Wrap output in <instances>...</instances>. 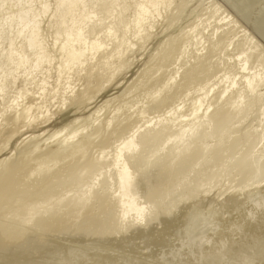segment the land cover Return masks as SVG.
Returning <instances> with one entry per match:
<instances>
[{
	"label": "rangeland",
	"instance_id": "rangeland-1",
	"mask_svg": "<svg viewBox=\"0 0 264 264\" xmlns=\"http://www.w3.org/2000/svg\"><path fill=\"white\" fill-rule=\"evenodd\" d=\"M130 2L131 0H126V2H123L122 6L125 4H128L129 6ZM171 5L172 6L167 11H165L167 13H163L162 17L158 18L151 31L149 39L145 43L140 44V46L139 44L138 46L135 45L132 53H129V55L125 57L127 61H125L124 64L127 63V65L124 66L126 68L123 67L121 69V73L116 76V79L112 80L110 83L104 82L103 79H106L108 72H110L109 69V71L106 70L108 71L106 74H104L105 71H103V77L101 78L103 82L100 81L101 79L99 81L96 80V76L93 74H91L93 78L91 75H89L90 78H88V76L84 77L83 75L82 77L88 78L90 81L86 82L84 79H82L80 80V83H75L78 86L76 85L74 89L76 92H79L80 90L83 92L85 97L81 96V102H78L76 105L70 104L68 105L69 108L63 107L61 111L58 110L57 104L47 109L49 111L51 110L49 114L54 113L52 119L47 124H45V129H47V132L60 128L61 125H65L66 121L71 120L75 116L74 113L78 115L76 117H81V120H79L81 123L78 121L76 125L79 127L81 126L80 128H84L83 132H86L85 130H87L88 126H90V122L83 121V117L88 114L87 112H89V109L93 110L98 106H102L104 108L106 103V108L101 112L102 115L99 119L100 122L106 121L108 117L113 116L117 110L118 117L113 120H117V125H115V122H112L114 125L112 124L113 126L111 125L109 127L110 129L107 128L106 133L108 130V133H110V135L107 136L108 139H102L104 142L101 139L100 141L96 139L94 142L95 144L87 147L85 151L86 153L84 152V155L76 160L80 166H78L76 161H72L74 165L79 167L77 173L80 174H78L79 177L77 180L72 177L71 174L69 175V172H60L58 178H56V175L54 176V174H52V176L50 175V177L48 176L46 178L47 182L48 180L49 182H53L52 189L47 190L46 194L43 193L44 196L42 195L39 198L33 200V202L36 201L35 205L38 204L37 206H39V204L44 205L46 203H51L52 205L53 202H50V200L55 201L58 198L57 196H63L66 194L68 195L67 192H69L70 195H74L75 193L79 192L78 194H75L79 195L82 191L80 189L84 190L87 187L85 186V188H83L84 185L88 184V186H91V183L93 182V184H97L98 186H94L92 184L93 187L91 186L88 188H92L90 189L91 194H89V196H92L93 191L94 198L90 197L92 202L90 199L89 201L93 205H90L88 202L89 206L86 208V214H90L89 217L98 218L99 220L102 219L101 221H108L107 225H88L91 228L88 227V233L90 234L87 235L79 233L76 231V229H74L76 223H74V220L76 221V219L83 216L81 215L83 212H81L80 217L77 218V209L74 204L60 206L52 215L49 216L48 214L44 215L45 213H43L42 209H40L42 214L40 213L41 215L38 216L39 220L43 219V222L46 220L45 223L49 221L51 224V229L44 228L43 230L37 227H34L36 228L34 229L32 226V228H30V226H25L28 227V229L25 227V229L21 228V232H23V230H27L29 234L24 232L23 236L20 235L19 237H24L22 238V243L18 247L13 248L11 252L0 253V264H264V152H261L262 144L259 143V135L255 133V128H258V124L260 125V122L264 117H261V115L264 113V82L260 83V86L257 85V89L254 88L253 92L255 94H245L244 90L241 88L242 86L240 85L239 88L242 90L237 94L235 91L232 92L233 95L229 94L230 98L228 97L227 99H224L226 101H223V99H220L218 96L225 87L224 83L222 82L223 80L221 79L223 74L227 72L226 74H229L230 76H236L235 79L241 75L240 73L237 74L236 72L238 70L237 66L239 63L237 61L235 63V59L237 58L236 54H238V52L244 47L245 50H250L248 49V45L244 42H250V47L252 46V49L247 52L250 54L246 53L247 59H250L247 63L249 65L248 67L252 72H264V61L262 59L264 56V0H174ZM212 9L217 10L213 16H211L210 12ZM127 15L129 14L127 13ZM98 16L102 17V14H99ZM225 16H227L229 19L228 21H231L232 23V25L230 24L229 26V28H233L232 32L230 29L228 30V33L226 32L225 36L221 38L219 36H214L213 40H208V37H211V29L217 23L218 18L220 19L221 17ZM106 21H108V19H106ZM197 23L199 25L201 24V27H203V25L208 26L205 28V30H203L204 34L201 39V44L198 45L199 49L196 50L197 52L188 51L183 55V57H181L184 43H186V40H189V34H187V32L191 33L192 27H194ZM50 31L51 30L49 29V34ZM243 35H245L248 42L245 40L243 41L241 38ZM210 37L209 39H212V37ZM48 38L49 39L46 40V44H50L49 41H51L52 38L51 34ZM170 41H175L173 42L174 48L171 50L172 52L170 51L171 54L168 56V59H165L163 54L165 56L167 51H169V43H171ZM111 67L113 68V65ZM189 69L190 71H194V74L187 78L185 77V74L183 76V72L185 73ZM234 69L236 71H234ZM174 76H176V78ZM50 79L51 80L49 83L52 82V78ZM170 79H175V83L177 84L174 83L175 86L171 84V86L166 87L164 83L168 82ZM218 79L221 80V82ZM217 81L223 83V85L219 83L217 85ZM18 82L19 81H17V83ZM100 83H104V85L101 86ZM208 83L209 85H206ZM213 83L215 87L213 86ZM203 85L208 86H205L206 88H209V86L212 87V92L210 94L211 96L209 95L207 98L208 100L204 101L202 108H205V106L208 104L207 106L212 109H215L220 105L223 110H232L229 124L226 125L227 127L224 126V129L221 127V129L218 128L219 130H214L216 127H213L211 124L209 127L208 121L205 118L203 119L201 116L198 117L199 121H201H198L200 123L198 125H201L199 128H197L193 122H190L191 124L189 123V125L187 123H176L175 125H177V127H173L174 129H165L160 135H158V138L155 137L154 139L149 140V143L147 144L148 146L144 148V150L147 148V151L143 150L140 153L142 158V161L139 163L140 165H137V168L132 167V171H134L135 174L137 173L136 176L138 173L140 175L143 173L141 176H144V178L139 177V175L137 176V178L139 177L137 181L141 179V183H146V181L150 178L154 179L158 177V180L160 178L159 186L157 185L153 191V194L150 195L148 199L145 195L147 189L144 188V185L142 187V185H140L141 183L138 184L140 189L137 185V189L139 190V192H137V194L139 193L137 198H140L139 201L141 203L147 205V207L153 210V215H151L152 218L154 215H156V213H163L165 214L163 215L164 219L158 220L156 218L152 222L150 221L148 225H145L143 228H141L142 230H135L134 232V226H132V224L129 225L130 223L128 222H124L122 224L120 222L118 218L120 217V211L118 209H114L115 212H112V215H110L111 217H109L107 213L103 214L102 207L105 205L107 206V204L109 205L110 200H114L105 193L106 187H108L112 181L110 174L107 171V163H105L106 165L104 163L100 165L102 170L100 168L99 170L101 171L98 170V174H96L97 172H94L96 175L94 173L93 175L92 173L88 174L87 172L81 171L83 165L89 160L100 157V152H103L104 150L105 152L109 151L107 153H110V150L113 149V147L116 145V142L124 137L125 134H127L126 131L134 127L136 128L137 125H142V121L146 120V118L150 119L151 117L162 116V114L168 110L171 105H174V103L176 105H181L182 108H180V111L182 114H184V116L189 114V111L192 107L190 102H192L196 96L195 93L193 94V91L194 89L199 88V86H201V89L204 88ZM162 87H164V89H162ZM99 88H101V90ZM88 89H90L91 93ZM158 89L163 90L161 91V94L162 96H165L164 98L166 101L160 105L161 107L158 106L154 109L151 107V105H153L152 98L155 95V92L159 91ZM85 90L87 92H85ZM93 94L95 95L93 96ZM242 95L244 97H242ZM90 97L93 100L91 99L89 101ZM240 97L241 99H239ZM83 99H85L87 102L85 100L83 101ZM218 100L220 102H218ZM240 100L242 103L245 102L242 104V111L237 114H233V110L235 109L233 106H236ZM90 102L91 106L88 104ZM223 106L228 108L225 109ZM212 109H209L208 111L211 112ZM141 110L144 111L145 114H142ZM138 111H140V113ZM120 117L122 120H120ZM120 121L122 122V126ZM118 122L120 123L118 124ZM178 124L181 125V127L178 126ZM192 125L194 126L192 127ZM190 127L191 130L194 129V127L198 129V133L192 138L188 136L190 133L188 132V129H186ZM90 128L91 126L88 128V130H90ZM67 129H69V127ZM184 129H186L187 132H185ZM141 130H143V128H141ZM172 130L174 131L172 132ZM182 130L184 132H182ZM199 131L202 133L200 134ZM47 132L44 133L42 137H44ZM22 133V136L21 134H18L9 142L6 147L7 149L3 151L4 154H14L16 146H19L22 141L26 142V138L27 141L30 139L29 135L31 134L25 133V131ZM182 133L184 135L187 133V137L182 135ZM198 134L200 135L198 136ZM175 136L176 138L178 137L177 141H179V137L182 138L180 139L181 141L175 142ZM46 137H44V140ZM41 141V145L43 144L41 149L44 150L47 144L44 143L43 140ZM219 141H221L222 146L221 149L217 151V153H219L216 154V152L212 150L213 147L220 144ZM163 142L165 144L167 143L168 145H165ZM247 143L249 146L251 145V148L247 145ZM191 147L192 150L194 149L193 151L191 149V151H189L188 148ZM208 147L211 149H208ZM174 149H176L177 152L176 150L174 151ZM186 150L188 153L191 152L189 154L196 152V157L193 162L189 156H186L183 162H178V164L180 163L179 165L176 163L179 161L177 160L179 158H175V162L171 161V153L173 155V152H179L180 156L182 154L185 156L183 152ZM209 152H215V156H212L214 153L211 154ZM260 152L262 155H260ZM210 154L212 157L208 156ZM242 155L243 158L245 157L246 160H248L247 163H250L247 165V167H245L244 171L242 170L241 173L239 168L236 167V161L243 159L241 158ZM63 157L61 158L62 160L59 159V162L56 163L57 167L56 165L54 167L52 166L54 170H56V168H60L63 162L66 164V162L70 160L69 158L63 160ZM37 158L42 160L41 156L33 158L32 161H30V163L27 164L25 168L16 175V180L14 179L15 185L13 186V188L16 187V191L18 189V191L14 193L16 197L15 195L10 196L7 199L8 204L4 203L1 205L3 202H0V225H2L3 229L7 225L5 231L2 230L1 227L0 231L6 232V234L9 232L8 236H12L13 233L14 235H19L15 233H17L16 228H20L17 227L19 224L18 222H20L18 221V216H20L19 213L23 208L24 202L21 201L18 193L22 195L23 193H27V191L35 192V189L39 190V188L42 187L39 184H43L44 182H35V185L32 180H29V173H31L30 171L35 168L34 166L36 163H39L36 162L38 160ZM158 162L160 164L163 163L164 165L162 166L163 171L161 170L163 174L160 170L158 171L156 169V165L159 164ZM169 165H173V167L170 168ZM164 167L165 169L168 168L167 170L170 169L173 171V180L170 179L173 183L171 181V183L166 182L172 174L171 171L168 173ZM252 167H255V169H252ZM173 168L178 171L176 172ZM179 168H181V170H179ZM102 174L105 175L103 176ZM25 177L26 179L24 181L23 179ZM96 179L99 180L95 182ZM89 181L92 182L90 183ZM16 183L18 184L16 185ZM150 184L151 183L147 184V186ZM198 187L199 189H197ZM241 188L242 191H239ZM102 192L105 194H102ZM235 192L238 194H236L237 196H231L232 199L227 195L229 193ZM96 206L97 208H95ZM114 213L115 216L113 219ZM50 217L54 218L52 219ZM80 219L78 220L80 221ZM61 220L65 223L61 222ZM1 221L4 224H1ZM56 222L60 224H57ZM66 222L73 223L67 224ZM53 223H56L57 226ZM20 225L23 227L24 224ZM60 225L61 227L65 226L67 230H64L63 227L61 228ZM119 226L126 227L120 228ZM127 226H131L130 229H128ZM7 229L11 230L12 232H7ZM122 230L127 231L123 234ZM30 237H32V239ZM33 240L35 242L37 241L40 247L39 251L28 250L30 244H35ZM19 248L20 251L22 249L24 251L23 255L17 257L18 253H20ZM6 256L8 258L2 259Z\"/></svg>",
	"mask_w": 264,
	"mask_h": 264
},
{
	"label": "bare ground",
	"instance_id": "bare-ground-1",
	"mask_svg": "<svg viewBox=\"0 0 264 264\" xmlns=\"http://www.w3.org/2000/svg\"><path fill=\"white\" fill-rule=\"evenodd\" d=\"M127 1H130V0H127ZM123 2H126V0L125 1H123V0H0V202H3L2 204L1 203L0 204L3 205L4 203H7V199L10 196L15 195L14 193H16L18 191V189H17V191L15 190L16 187L13 188V186L15 185L14 179L16 180V178H15L16 175L20 171H22L25 168V166L27 164H29L30 161H32L33 158H36L38 156L39 157L41 156L42 160H40V158L39 159L37 158L38 160L36 162H39V163L38 164L36 163V165L34 166L35 168L32 171H30L31 172V173H29L30 179L29 178L28 179L32 180L34 183L35 182L42 183L44 181L43 184L38 183L42 187L39 188V190L35 189V192L34 191L33 192L27 191V193L24 194L22 191H20L24 195L23 194L20 195L18 193L19 198H21V201L24 202L23 208H22L21 212L19 213L20 216H18L19 217L18 221H20V222H18L19 223L18 225L16 224L17 221L15 223L17 225V227H20V228H16L17 233H15V234H19V235H14V233H13L12 236H10V235L8 236V234H9L8 231H11V230H8L9 229L8 227H7L8 228L7 234H6V232L0 231V253H9V252H11V250L13 248L18 247L22 243V241H23L22 238H24V237L21 238L19 236L20 235L23 236L24 232L28 233L27 230L26 231L23 230V232H21L22 229H25V228L28 229V227H25V226H30V228L37 227V228L43 229V230H44V228H46V229L50 228L51 229V224L49 221L47 223H45L46 220H44V222L42 221L43 220L42 218H40L42 220H39L38 216H40L42 214L40 209H42V212L45 213L44 215L48 214V216H49V215H52L55 212V210L60 206H65V205L68 206L69 204L70 205L74 204V206L77 209L76 214L79 215V216L77 215V218L80 217L81 212H83L81 214L83 216L80 217L81 219L78 218V219H80V221L75 218L76 221L74 220V223L75 222L76 223H75L74 229H76V231L79 233H83V234H87V235L90 234V233H88V227H90L88 225H96V226L107 225L108 221L107 222L104 220L101 221L102 219L99 220L98 218L89 217L90 214H88V213L86 214V212H87L86 208L89 206L88 202L90 203V201H91L90 197L94 198L93 191H92V196L91 195L89 196V194H91L90 189H92V188H90V189H88V188L91 186L93 187V185L94 186L97 185V184L96 185L93 184L92 181H91L92 183L89 181L91 183V186H88V184H86L83 187V188H85V186H87L84 190L80 189V190H82L80 192L81 194L75 195V194H78L79 193L78 192V193H75L74 195H70L69 192H67L68 193V195L66 194L67 196L61 195V196H57L58 198L56 200L54 199L55 201L50 200V202H53L52 205H51V203H49V204L46 203L44 205L39 204V206L41 205L39 207V206H37L38 205L37 203H36L37 205H35L36 201L33 202V200L42 196L43 193L46 194L47 190L52 189V183L53 182H49V180L47 182V179H46L48 176L49 177H50V175L52 176V174H54V176L56 175V178H58V175L60 172H66V173L69 172V175L71 174V176L77 180V178L79 177L78 174H80V173H77L79 167L74 165L72 161H76L79 158H81L84 155L86 148L90 147L92 144H95L94 142L96 139H98L100 141V139L104 140L105 138H107V136L110 135V133H108L109 130L107 133H106V131H107V128L110 129L109 127L112 124L114 125V123H112V122H115V125H117L116 124L117 120L113 121L116 119V117H118L117 110H116V113H114L113 116L108 117V119L106 121H104V122L99 121L100 116L102 115L101 112L106 108L105 107L106 103H105L104 108L100 105L101 107L98 106L97 108H94L93 110L89 109V112H87L88 114L83 117V121L90 122V126H91L90 130H88V128L90 127V126H88L87 130H85L86 132H83L84 128H80L81 126L79 127L76 125V123L79 120H81V117H76L78 115L76 113H74L75 116L71 120L66 121L65 125H61L60 128H57V129H54L53 131L51 130V131L47 132V129H45V124H47L52 119V116H54V113L49 114V112L51 110L49 111L47 109L51 108L55 104H57L58 110L61 111L63 109V107H68V105H70V104L76 105L78 102H81V98H82L81 96H84V94H83V92H81V90L79 88H78L80 90L79 92L78 91L76 92L74 90L76 85H77L75 83L76 82L80 83V80H82V79H84L86 82H89L90 79H88V78H90L89 75H91V74L96 76V80L99 81L103 77V71H105L104 74H106L110 70V72H108V74H107L106 79H103L104 82L110 83L112 80L116 79L117 78L116 76H118L121 73V69L123 67H125L124 65H127V63L124 64V62L127 61L125 57H127V55H129V53L130 54L132 53L135 45L138 46V44H139V46H140V44L145 43L149 39V37L151 35V31H152L153 27L155 26V23L157 22L158 18L162 17L163 13H167L165 11H167L172 6L171 4L174 2V0H131V2H130L131 5L129 4V6H128V4H125V3H124L125 5L122 6ZM128 11H130V12H128ZM216 11L217 10L212 9L210 11L211 16L215 15ZM127 13L129 15H127ZM99 14H102V17L101 16L99 17L98 16ZM106 19H108V21H106ZM228 20L229 19L227 16L221 17L220 19L218 18L217 23L211 29L212 30V32H211L212 39H209V37H210L209 36L208 40H213L214 36L215 37L219 36L221 38V37L225 36L226 32L228 33V30H230V29L232 32L233 28H229L230 24L232 25V23H231V21H228ZM206 27H208V26L203 25V27H201V24L199 25L197 23L194 27H192L191 33L187 32V34H189V40L188 41L186 40V43H184V46L182 48L183 51H182L181 57H183V55L185 53H187L188 51L189 52L190 51L195 52L196 50L199 49L198 45L201 44V39H202L203 34H204L203 30H205ZM49 29L51 30L50 34H51L52 38H51V41H49L50 44H46V40L49 39L48 37L50 35ZM128 32H130V33H128ZM189 32H190V29H189ZM47 34H49V35H47ZM241 38L243 39V41L244 40L247 41V38L245 37V35H243ZM241 38H240V40H241ZM173 42H175V41H173ZM173 42L169 43V51H167L165 56L163 54V57H165V59L166 58L168 59V56L172 52L171 50L174 48ZM244 43L248 45V49H250V50L252 49V46L250 47V42L249 43L244 42ZM46 45H48V46H46ZM247 45H245V46H247ZM254 47H255V45H254ZM200 48H202V47H200ZM244 48L242 50H240L238 52V54H236L237 58L235 59V63L237 61L239 64H238V66L236 65L238 67V70L236 71L234 69V71H236L237 74L240 73L241 75H239V77L240 76L241 77L240 78L237 77L235 79L236 76H233V75L230 76L229 74H226L227 72L221 76L222 77L221 79L223 80L222 82L224 83L225 87L223 86L224 90H222V92H220L218 96L220 97V99H223V101H226L224 99H227L230 96L229 94H232V92L235 91L237 94L242 89L244 90L245 94L246 93H248V94L252 93L253 94L254 88L257 89L258 88L257 85L264 82V72L263 73L252 72L251 69L248 67L249 65L247 63H248V60H250V59H247L246 53L250 50H245ZM253 49H255V48H253ZM247 54H250V53H247ZM238 59H239V61H238ZM262 59L264 61V56L262 57ZM112 65H113V68L111 67ZM106 70H108V71H106ZM92 72H95V73H92ZM184 74H185V77L189 78L190 76H192L194 74V71H190V69H189L185 73L183 72V76H184ZM83 75H84V77L88 76V78L82 77ZM176 75H177V73H176ZM174 77L176 78V76H174ZM50 78H52V82L49 83V81L51 80ZM92 78H93V76H92ZM183 79H185V78H183ZM17 81H19V82L17 83ZM100 81H102V79ZM219 81L221 82V80H219ZM220 82L217 81L216 82L217 85H218V83L223 85V83H220ZM166 83H164L166 85V87L171 86V84H173V86H175L174 85L175 79H170ZM214 83H213V86H214ZM175 84H177V83H175ZM98 85H99V83H98ZM103 85H104V83L101 84V86H103ZM206 85H209V83ZM240 85L242 86L241 87L242 89L239 88ZM205 86L202 89L200 88L201 86H199V88H197V89H194L193 94L195 93L196 96L192 100V102H190L192 104V107H191V109L189 108L190 111L188 109V111L190 112L189 114L184 116V114H182V112L180 111L181 110L180 108H182L181 105H176L174 103V105H171L168 108V110H166L162 114V116L151 117L150 119L146 118V120L142 121L143 124L139 125L140 127L137 125L138 128H137V126H136V128L130 127L131 129L126 131L127 134H125L124 137H122L120 140H118L116 142V145L114 144L115 146L113 147V149L110 150V153H107L109 151L105 152V150H104L103 152H100V157H97V158L89 160V161L86 160L87 162L85 164L83 163L84 165L82 164L83 167H82L81 171L87 172L88 174L89 173L93 174L94 172H97L101 168V166H100L101 164L107 163V168H108L107 171L109 172L112 181L108 185V187H106V190L105 189L104 190H105L106 195L111 197V199L113 198L114 200L113 201L110 200L109 205L107 204V206L105 205L104 207H102L103 214L107 213L108 216L111 217L110 215H112V212L114 211V209H118L120 211L119 212L120 217H118L120 222L122 224L124 222L130 223L129 225L132 224V226L135 227V228L133 227L134 232H135V230H137V231L142 230L141 228H143L145 225H148L150 223V221L152 222L156 218L158 220L164 219L163 215H165V214H163V213H156V215H154V217L152 218L151 215H153L152 214L153 210H151L149 207H147V205L141 203L139 201L140 198L139 199L137 198L138 194H139V193L137 194V192H139L137 187L139 186L138 184H140L142 181L141 179L139 181H137V180L139 177H142L141 175L143 173L141 175L138 173L139 177L137 178L138 175L136 176L137 173L135 174V172L132 171V167L137 168V165L138 166L140 165L139 163L142 161L140 153H141V151L144 150V148L146 146H148L147 144L149 143V140H152L155 137L158 138V135H160L161 132L164 131L165 129H167V130L168 129L169 130L174 129L173 127H175V126L177 127V125H175L176 123H180V124L181 123H184V124L187 123L189 125L190 122L191 123L193 122L195 124V126L197 128H199V126L201 127V125H198V124H200L199 122H201V121H199L198 117L201 116L203 119L205 118L208 121L209 127H210V124L213 125V127L214 126L216 127L214 130H216L218 128L221 129V127L223 128L224 126L229 124L230 117L232 114V112H231L232 110L230 111L227 109L228 107L227 108L224 107L226 103L224 104L223 107L227 110H223L220 105L218 107H216L215 109H212L209 106H207L208 104L206 106L204 105L205 108H202L204 101L208 100L207 98L209 97V95L212 92L211 91L212 87L209 86V88H206L208 86H206V87ZM83 89H85V88H83ZM99 89L101 90V88H99ZM162 89H164V87H162ZM88 90L90 91V89H88ZM94 90H95V88H94ZM161 91H163V90L160 89L158 92H155V95L153 94L154 95L152 98V102H153L152 104L153 105H151V107L154 109L166 101V99L164 98L165 96H162ZM85 92H87V91L85 90ZM90 93H91V91H90ZM90 93H89V95H90ZM94 95L95 94H93V96ZM242 97H244V96L242 95ZM250 97H251V95H250ZM91 99L92 98L90 97L89 101ZM239 99H241V97ZM84 100L85 99H83V101ZM219 100H218V102H220ZM236 100H237V98H236ZM218 102H216V103H218ZM233 103H235V102H233ZM244 103L245 102L242 103V101L240 100V102L237 103V105L235 104L236 106H233V107H235V109L233 108L234 109L233 114H237L240 111H242V106H243L242 104H244ZM88 104H89V106H91V102ZM230 105H231V103H230ZM71 106H73V105H71ZM209 109H212V111L209 112L208 111ZM138 112L140 113V111H138ZM261 112H262V110H261ZM263 112H264V110H263ZM141 113L145 114V112L142 110H141ZM107 114H106V116H107ZM262 116H264V113H263V115H261V117ZM203 119H202V121H203ZM120 120H122L121 117H120ZM135 121H138V120H135ZM120 122H118V124ZM79 123H81V122L79 121ZM184 124H182V125H184ZM121 126H122V122H121ZM178 126L181 127V125H179V124H178ZM193 126L194 125H192V127ZM68 127H69V129H67ZM141 128H143V130H141ZM197 128L194 127V129H192V130H191V127L186 128V129H188V132L190 133V135H188V136H190V138L194 137L198 133ZM178 129H179V127H178ZM186 129H184L185 132H187ZM255 130H256L255 133H257L259 135L258 136L256 134L258 136L259 143L262 144V148H261L262 151L261 152H264V117H263V120L260 122V125L258 124V128H255ZM23 131H25V133L31 134V135H29L30 139L27 141V138H26V142H23V141H22V143L20 142L21 143L19 145L20 147L19 146L15 147V153L14 154H12V155H10L9 153H8L9 155L4 154L3 151H5L7 149L6 147L9 144V142L18 134H21V136H22ZM173 131L174 130H172V132ZM184 131L182 130V132H184ZM46 132H47V134L44 137H46V136L47 137L44 140V137H42V136ZM199 133H200V131H199ZM186 134L187 133H185V135H184L182 133V135L187 137ZM200 134H198V136ZM208 136H210V135H208ZM19 137H20V135H19ZM180 137H181V134H180ZM180 137L178 139L179 141H181L180 139H182ZM175 138H176V136H175ZM177 138H176V140H174L175 142L177 141ZM211 138H213V137H211ZM255 138H256V136H255ZM195 139H196V137H195ZM205 139H208V138H205ZM41 140H43L44 143L47 144V145L45 144L46 146H45L44 150L41 149L42 145H43V144L41 145V142H42ZM179 141H177V142H179ZM200 142H201V140H200ZM150 143H151V141H150ZM219 143L220 144L216 143L218 145L213 147V150H212V151H215L216 154L219 153V152L217 153V151H219L221 149V146H222L221 141H219ZM184 144H186V143H184ZM96 145H97V143H96ZM165 145H168V144L166 143ZM247 145H248V143H247ZM252 145H253V143H252ZM18 147H19V149H18ZM170 148H172V147H170ZM209 148L210 147H208V149ZM156 149H157V147H156ZM188 149H189V151H191L192 147L188 148ZM247 149H249V148H247ZM175 150L176 149H174V151ZM187 150L184 152L182 151L185 156H183V154L180 156L179 152L176 153L177 150H176V152H173V155L170 151V153H171L170 156H172L171 161L175 162L174 159L179 158V159H177L179 161L176 160L177 161L176 163L178 164V162H180V163L183 162L185 160L186 156L187 157L189 156V158L192 159L191 161L193 162V160L196 157V152L189 154L191 152L188 153ZM215 152H213L214 154L212 152H209V153L213 154L212 156H215ZM211 154L208 156H211ZM63 155H64V157H63ZM65 155H67V156H65ZM260 155H262V153ZM62 157H63V160L67 159V158H69L70 160L68 162L65 161L66 164H64V162H63L64 165L62 164V166H60V168H58V169L56 168V170H54L53 167L55 165L57 167L56 163H58L59 159H61ZM260 157H262V156H260ZM241 158H243V155ZM247 161L248 160H246L245 157L243 159H239L236 161V164H237L236 167L239 168V171H241V173H242V170L244 171L245 167H247V165L250 163V162L247 163ZM77 164H78V162H77ZM197 164H198V162H197ZM78 166H80V164H78ZM156 166H157L156 169L158 171L159 170L163 171V168H162V166H164L163 163L162 164L159 163ZM166 166H167V164H166ZM169 166H170V168L173 167V165H169ZM102 167H105V166H102ZM165 167H164V169H165ZM167 169H165V170H167ZM252 169H255V167H252ZM101 170H102V168H101ZM101 170H99V171H101ZM179 170H181V168H179ZM191 170H193V169H191ZM162 171H161V173H162ZM167 171L169 173L171 170L169 169ZM175 171H174V173H175ZM172 172L173 171H171V174H172ZM96 174H98V172ZM162 174H161V176H162ZM102 175L104 176L105 174H102ZM172 176H173V174L169 177L168 181H166V182H168V183L170 181L172 182V180H173ZM142 178H144V176ZM255 178H256V176H255ZM25 179H26V177L23 180L25 181ZM170 179H172V180H170ZM53 180H55V179H53ZM76 180H74V181H76ZM98 180L96 179L95 182ZM159 180H160V178H159ZM159 180H158V177L154 178V179L150 178L146 181V183L143 182L144 184L143 183L140 184V185H142V187L144 185V188L147 189V192L145 194L147 196L146 197L147 199L150 197V195L153 194V191L157 187V185L159 186V183H160ZM50 181H52V180H50ZM149 183H151L152 185L150 184L149 186H147V184H149ZM17 184L18 183H16V185ZM24 184H26V183H24ZM35 185H36V183H35ZM138 188L140 189V186ZM193 188H194V186H193ZM197 189H199V187ZM104 190H102V191H104ZM167 190H168V188H167ZM239 191H242V188ZM103 193L104 192H102V194ZM168 194H170V193H168ZM236 194H238V193L237 192L229 193L227 195L229 196V198L232 199L233 195H236ZM15 197H16V195H15ZM89 199H90V201H89ZM188 199H190V198H188ZM226 200H228V199H226ZM234 200H235V197H234ZM20 204H21V202H20ZM91 204L92 203H90V205ZM225 204H226V201H225ZM95 208H97V206ZM98 208H99V206H98ZM100 212H101V210H100ZM224 212H222V213H224ZM114 216H115V213L113 215V219H114ZM150 216H151V218H150ZM55 217H56V215H55ZM50 218H52V217H50ZM116 220L118 221L117 218H116ZM61 222H63V221L61 220ZM256 222H257V220H256ZM2 223L3 222L1 221V224ZM56 223H53V224H55L56 226H57V224H60V223H57V224ZM63 223H65V222H63ZM68 223H70V222H68ZM71 223H73V222H71ZM20 224H24L23 227ZM163 225H164V223H163ZM6 226L3 229L2 225H0L1 229L4 231L6 230ZM123 226H121V227H123ZM60 227H61V225H60ZM125 227H123V228H125ZM130 227H128V229H130ZM63 228H64V230H67V228L65 226ZM165 228H168V227H165ZM165 228H163V229H165ZM10 229H12V228H10ZM34 229H36V228H34ZM117 231H118V229H117ZM122 231L124 234V232H126L127 230L126 231L122 230ZM159 231H163V230H159ZM261 234H262V232H261ZM30 238L32 239V237H30ZM25 239H26V237H25ZM33 242L35 244H33L31 241L32 244H30L28 250H34V251L38 250L39 251L40 247H39L37 241L35 242L33 240ZM252 242H254V241H252ZM20 248H19V251H20ZM23 251L24 250L22 249L20 251V253H18L17 257H19L20 255H23ZM45 253H47V252H45ZM35 255H36V253H35ZM4 258H8V257L6 256V257H3L2 259H4Z\"/></svg>",
	"mask_w": 264,
	"mask_h": 264
}]
</instances>
